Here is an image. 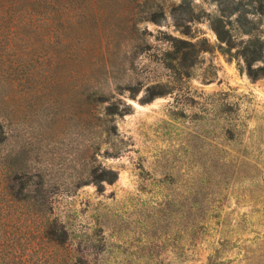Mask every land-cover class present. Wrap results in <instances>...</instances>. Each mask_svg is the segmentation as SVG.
<instances>
[{
    "label": "rangeland",
    "instance_id": "1",
    "mask_svg": "<svg viewBox=\"0 0 264 264\" xmlns=\"http://www.w3.org/2000/svg\"><path fill=\"white\" fill-rule=\"evenodd\" d=\"M243 30L250 0H0V256L264 264Z\"/></svg>",
    "mask_w": 264,
    "mask_h": 264
},
{
    "label": "trees",
    "instance_id": "2",
    "mask_svg": "<svg viewBox=\"0 0 264 264\" xmlns=\"http://www.w3.org/2000/svg\"><path fill=\"white\" fill-rule=\"evenodd\" d=\"M252 5H256L258 9V13L261 16H264V0H250ZM237 7H233L232 11H236ZM239 22L241 24L246 25L247 20L244 16H241L239 18ZM217 37L220 41H224L221 34L217 31ZM244 31V30H243ZM243 33L249 35V39L247 40L245 44V49L253 48L251 51H249L247 55L244 56V62L246 65V73L249 78L256 79L258 77H264V42L260 40L259 37L253 36L250 34V30H245ZM252 35V36H251ZM255 62H261L262 65L258 66L257 68H253V64ZM56 246H58V243H54ZM23 256H8V255H1L0 256V264H23L24 260L22 258Z\"/></svg>",
    "mask_w": 264,
    "mask_h": 264
}]
</instances>
